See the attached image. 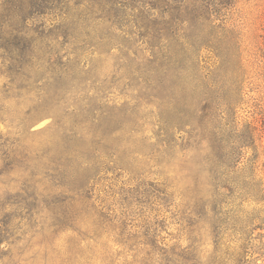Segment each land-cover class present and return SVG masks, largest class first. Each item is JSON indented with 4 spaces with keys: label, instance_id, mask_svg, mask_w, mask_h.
<instances>
[{
    "label": "rangeland",
    "instance_id": "rangeland-1",
    "mask_svg": "<svg viewBox=\"0 0 264 264\" xmlns=\"http://www.w3.org/2000/svg\"><path fill=\"white\" fill-rule=\"evenodd\" d=\"M226 14L205 43L176 0H0V264H88L92 208L67 188L80 185L119 217L98 231L119 264L182 252L194 85L220 60L216 46L247 68L241 119L264 108V0ZM128 231L157 247L124 245Z\"/></svg>",
    "mask_w": 264,
    "mask_h": 264
},
{
    "label": "trees",
    "instance_id": "trees-1",
    "mask_svg": "<svg viewBox=\"0 0 264 264\" xmlns=\"http://www.w3.org/2000/svg\"><path fill=\"white\" fill-rule=\"evenodd\" d=\"M237 1L176 0V4L185 15L196 16L200 38L207 40L205 43H215L209 37L208 28L214 27L219 13L225 18ZM215 48L221 54L218 55L220 60L211 68L203 65L194 85L198 92L195 104L198 123L189 134L195 141L199 140V144L195 151L192 150L195 165L185 159V174L191 180L182 192L184 214L188 215L183 231L189 243L180 253L173 250L159 257L151 256L148 260L155 264H259V260H264V108L261 112H253L251 119H241L239 110L249 94L247 68L239 62L231 68L227 61L229 56L224 57L221 49ZM230 74L233 78H227ZM184 76L189 77V74L185 72ZM222 76L225 78H218ZM69 174L72 184V170ZM77 177L79 180L82 174L78 173ZM80 187L83 188H67L71 189L74 205L90 204L92 208L87 213L89 222L86 223L94 228L91 233L94 234L91 237L94 246L87 247L88 264H119L118 257L109 249V243L113 242L108 239L110 231L106 232V241L104 235L98 233H103V225L111 226L117 221L118 215L93 200L88 185ZM167 188L166 185L162 191ZM153 193L149 194L151 198L157 196ZM103 212L107 219H103ZM127 223L125 221V225ZM43 227L44 224L41 230ZM256 231L258 233L254 235ZM130 232L118 240L131 248L149 244L157 247L156 236H150V233L146 235L147 239L130 243L134 240ZM205 234H210L215 244L216 249L212 252L205 251ZM221 247L226 249L224 253ZM140 249L134 250L138 253Z\"/></svg>",
    "mask_w": 264,
    "mask_h": 264
}]
</instances>
